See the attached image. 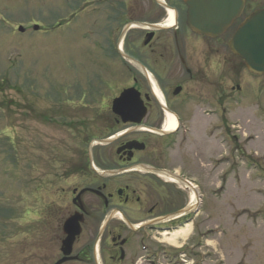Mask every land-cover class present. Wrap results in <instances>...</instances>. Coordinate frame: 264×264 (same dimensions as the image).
Wrapping results in <instances>:
<instances>
[{"label": "flooded vegetation", "instance_id": "flooded-vegetation-1", "mask_svg": "<svg viewBox=\"0 0 264 264\" xmlns=\"http://www.w3.org/2000/svg\"><path fill=\"white\" fill-rule=\"evenodd\" d=\"M67 1L78 11L71 31L60 29L72 48L77 36L86 38L93 76L76 103L94 91L98 99L92 101L95 110L86 106L69 115L55 109L50 116L46 108L25 112L27 137L32 125L52 116L69 130L61 149L40 147L43 154L28 179L25 215L36 216L29 264H205L206 230H196L191 245L190 239H178L176 246L165 242L183 227H195L201 211L200 190L184 178V168L172 165L176 154L170 153L187 133L193 107L214 118L212 129L222 135L223 116L237 109L245 93L238 85L224 89L223 80L236 82L240 64L249 79L264 78L248 73L228 48L240 23L264 5L244 0L224 42L228 30L215 38L191 30L187 0ZM256 104L264 119V107ZM169 118L175 127L165 132ZM46 156L53 159L50 168L40 159ZM213 165L216 170L221 160Z\"/></svg>", "mask_w": 264, "mask_h": 264}, {"label": "rangeland", "instance_id": "rangeland-1", "mask_svg": "<svg viewBox=\"0 0 264 264\" xmlns=\"http://www.w3.org/2000/svg\"><path fill=\"white\" fill-rule=\"evenodd\" d=\"M69 3L0 0V264H29L32 253L27 244L29 231L32 235L36 229V216L25 215L28 179L36 171L43 147L61 149L69 135L52 116L44 125L43 120L36 128L32 125L27 137L25 112L46 108L48 115L55 109L69 115L73 110H87L86 106L96 109L95 91L94 96L85 93L83 101L76 103V95L86 90L93 76L87 46L82 43L86 38L77 36L72 48L69 34L60 29L64 25L70 31L73 28L78 6L72 9ZM254 3L263 6L264 0ZM237 23L225 33L224 42ZM223 82L224 89L238 85L245 93L239 94L237 109L228 108L223 116L222 135L212 129L214 118L204 117L193 107L188 112L187 133L179 135L170 153L176 154L172 165L184 168V178L201 193V211L196 226H190L188 244L193 243L196 230L204 229L205 264H264V119L255 107L257 101L256 105L264 107V78L249 79L240 64L237 81L226 77ZM226 131L236 133L237 139L231 140ZM216 158L221 165L215 170ZM40 159L48 164L46 168L54 165L49 164L50 156ZM72 184L81 182L73 179Z\"/></svg>", "mask_w": 264, "mask_h": 264}, {"label": "water", "instance_id": "water-1", "mask_svg": "<svg viewBox=\"0 0 264 264\" xmlns=\"http://www.w3.org/2000/svg\"><path fill=\"white\" fill-rule=\"evenodd\" d=\"M186 3L191 30L215 38L224 34L241 16L244 0H187ZM228 48L243 61L248 72L257 76L264 74V10L255 11L243 20Z\"/></svg>", "mask_w": 264, "mask_h": 264}, {"label": "bare ground", "instance_id": "bare-ground-1", "mask_svg": "<svg viewBox=\"0 0 264 264\" xmlns=\"http://www.w3.org/2000/svg\"><path fill=\"white\" fill-rule=\"evenodd\" d=\"M174 127H175V125H174L173 119L169 118L167 121V124L165 126V132H171ZM194 202H195V199H194ZM189 230H190V226L183 227V229L176 232L173 235V237H171L170 239H167L165 242H167L168 244H171L172 246L178 245V239L182 240L181 242H185V240L188 239V237H189L188 236ZM165 236H167V235H165Z\"/></svg>", "mask_w": 264, "mask_h": 264}]
</instances>
